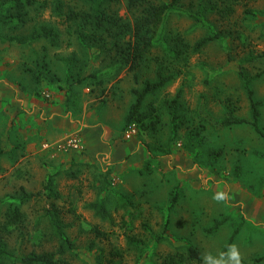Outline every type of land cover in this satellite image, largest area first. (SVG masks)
Listing matches in <instances>:
<instances>
[{
    "label": "rangeland",
    "instance_id": "rangeland-1",
    "mask_svg": "<svg viewBox=\"0 0 264 264\" xmlns=\"http://www.w3.org/2000/svg\"><path fill=\"white\" fill-rule=\"evenodd\" d=\"M65 2L85 6L83 0ZM204 2L207 11L202 22L189 13L198 14ZM128 3L118 0L111 7L132 19ZM178 6L181 11L170 13L161 25L149 64L131 70L129 65L111 62L108 51L84 42L51 8L32 6L22 11L21 18L11 2L0 3V67L24 60L22 65L38 73L39 82L67 89L82 105L88 102L89 112L110 110L115 118L124 116L135 101L134 89L155 80L160 63L169 66L166 72L179 74L147 96L144 126L137 123L131 136L128 127L110 118L117 136L109 149L92 159L28 154L18 139L9 149L4 144L7 121L0 117V241L11 252L22 256L58 249L46 215V207L55 203L68 226L66 234L76 245L75 264H101L102 253L104 264H114L109 259L116 250L123 256L114 260L122 264H164L167 255L185 252L189 245L201 249L203 262L188 264H231L225 248L232 237L241 264H264L260 259L264 257V0H181ZM225 7L231 11L224 13ZM43 24L57 29V43L44 37L26 44L9 39L31 34ZM209 34L216 38L194 51L197 41ZM176 36L189 44V59L170 54ZM240 68L252 79L261 131L251 123H223L229 112L251 118ZM93 72L99 79L78 81ZM100 79L105 83H98ZM50 90L41 88L38 94L51 101L46 96H52ZM179 91L174 118L168 101ZM73 133L71 137L82 138L81 133ZM71 137L58 146L87 152L83 139L82 147H70ZM51 144L46 141L43 148ZM50 180L58 197L48 196ZM23 190L44 193L23 201ZM220 192L226 196L223 201L213 198ZM95 201L105 204L111 217L97 214L90 207ZM17 205L23 212L20 221L11 217ZM96 226L107 236H98ZM6 263L22 264L14 259Z\"/></svg>",
    "mask_w": 264,
    "mask_h": 264
},
{
    "label": "trees",
    "instance_id": "trees-1",
    "mask_svg": "<svg viewBox=\"0 0 264 264\" xmlns=\"http://www.w3.org/2000/svg\"><path fill=\"white\" fill-rule=\"evenodd\" d=\"M9 1L17 8L18 15L22 17L24 9L32 6L49 7L53 13L61 17L64 21L69 23L71 28H75V33L83 39L84 42L90 45H97L103 51H108L110 56L113 57L114 64L120 63V66H128L131 70H137L143 65L149 64L153 48L156 44L157 34L161 25L165 19L172 12H177L181 0H168L163 2H157L155 0H129L128 8L133 11V18H126L117 13L111 5L118 0H83L85 6L77 7L68 5L65 0H0L1 2ZM206 3L202 4V9L198 14L189 13L198 21H204L206 17L207 8ZM136 8V10H132ZM224 13H228L231 10H227L225 7ZM229 9H232L231 6ZM46 38L53 44L57 43L59 32L54 26L43 24L41 27H37L31 34L12 36L9 39L12 41L26 44L32 40L39 38ZM216 38L215 35H207L197 41L193 50L198 52L207 46L211 41ZM174 44H170V54L173 58L179 59L184 56L189 59V44L181 36H176ZM188 51L186 52V50ZM168 65L158 66L156 70V79H148L145 81L142 88H135L136 101L132 104L130 111L126 117L125 128L132 123H139L144 126V121L147 118V113L144 109L146 98L149 94L155 93L158 90L164 88L170 81L179 76L177 72H166ZM240 76L243 80L244 86L248 92L251 103L252 118L246 119L237 117L234 112H229L226 118L223 120L224 125L232 126L242 123H251V125L257 130H260V106L259 101L255 98V92L252 88V79L248 72L244 68L239 70ZM86 78L99 79L98 74L90 73L78 78L79 82H83ZM98 83H105L104 80H97ZM181 91V90H180ZM179 91L178 96L168 101L173 113V117L176 118L178 111V98L181 95ZM46 190L48 196H59L54 189L53 181L50 180L46 184ZM23 196L21 200L29 201L33 198H37L43 195L44 191L27 192L23 190ZM177 201V196L173 198L172 206ZM90 207L96 211L102 218L111 217V213L107 206L101 202H92ZM11 217L15 221H20L23 216V212L20 206H14L12 209ZM61 210L55 203H52L50 207H46V215L50 218L51 227L55 230L57 240L59 241L58 249L52 251H32L29 254L18 256L11 252L7 243L0 241V264H7L8 259H14L22 264H75L73 262L75 253V242L71 240L66 234L67 224L61 217ZM0 222V229H2ZM94 232L98 236H107L106 232L100 230L97 226L94 227ZM233 237L227 244L225 251L231 246ZM112 257L109 259L114 264H122V261L114 260L117 256H123L119 250L112 252ZM104 253L98 256V260L101 264H104ZM264 260V257L260 258ZM192 261L203 262L202 251L195 245H189L187 251H177L171 253L164 258V264H188Z\"/></svg>",
    "mask_w": 264,
    "mask_h": 264
},
{
    "label": "crops",
    "instance_id": "crops-1",
    "mask_svg": "<svg viewBox=\"0 0 264 264\" xmlns=\"http://www.w3.org/2000/svg\"><path fill=\"white\" fill-rule=\"evenodd\" d=\"M24 63V60L22 62L15 60L12 66L6 64L0 67V117L4 116L7 121L4 144L9 145V149L15 148L11 143L16 144L18 139L28 154L47 157L51 155L76 161L92 159L93 155L109 149L118 133V130L111 128L110 118L118 119L120 126H125L126 117L136 98L124 116L122 113L120 117L115 118L110 110L100 113L96 110L89 112L88 102L82 105L76 95L75 98L70 97L71 93L67 89L58 90L55 85L39 82L38 73L32 72L31 69L27 70L22 65ZM41 88L51 89V101L38 94ZM104 105L101 107L106 109L107 106ZM83 110L85 114L82 117ZM73 132L81 133L87 152L82 153L75 149L64 150L58 146L68 137L73 136ZM44 141L52 142L49 149L43 148ZM125 147L130 148L131 144H126ZM112 152L114 158L118 160L117 151Z\"/></svg>",
    "mask_w": 264,
    "mask_h": 264
},
{
    "label": "clouds",
    "instance_id": "clouds-1",
    "mask_svg": "<svg viewBox=\"0 0 264 264\" xmlns=\"http://www.w3.org/2000/svg\"><path fill=\"white\" fill-rule=\"evenodd\" d=\"M213 198L217 201H223L226 199V196L224 193L220 192L217 193ZM229 255H230L231 264H241V254L237 245L233 244L229 247Z\"/></svg>",
    "mask_w": 264,
    "mask_h": 264
},
{
    "label": "built area",
    "instance_id": "built-area-1",
    "mask_svg": "<svg viewBox=\"0 0 264 264\" xmlns=\"http://www.w3.org/2000/svg\"><path fill=\"white\" fill-rule=\"evenodd\" d=\"M46 96L47 97H50L51 94L50 93H46ZM136 128H137V124L134 122L132 123L131 125L128 126V129H127V135L128 136H131L132 133H134L136 131ZM48 145V144H46ZM68 145L70 147H74V148H79V147H82V144H81V139L79 137H71L69 140H68Z\"/></svg>",
    "mask_w": 264,
    "mask_h": 264
}]
</instances>
